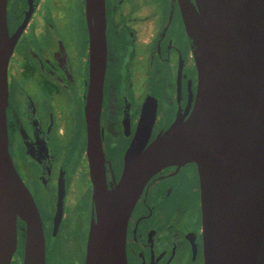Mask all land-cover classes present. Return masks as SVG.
Segmentation results:
<instances>
[{"label": "flooded vegetation", "instance_id": "af4514ba", "mask_svg": "<svg viewBox=\"0 0 264 264\" xmlns=\"http://www.w3.org/2000/svg\"><path fill=\"white\" fill-rule=\"evenodd\" d=\"M6 19L14 42L8 62V151L40 215L45 264H84L96 218L85 117V0H7ZM105 38L98 131L111 189L145 108L154 111L147 146L189 116L197 74L178 0H105ZM20 227L15 254L22 239V257ZM125 255L127 264H204L195 163L167 166L146 182L127 218Z\"/></svg>", "mask_w": 264, "mask_h": 264}, {"label": "water", "instance_id": "95a60500", "mask_svg": "<svg viewBox=\"0 0 264 264\" xmlns=\"http://www.w3.org/2000/svg\"><path fill=\"white\" fill-rule=\"evenodd\" d=\"M178 0L194 48L197 89L187 118L146 146L148 105L122 175L105 183L98 131L106 66L105 0H85L89 81L85 103L95 214L84 264H127L129 213L146 182L170 165L193 162L200 181L204 264H264V0ZM0 0V264H11L23 235L22 264H45L36 204L8 151V62L14 42ZM154 108V107H153Z\"/></svg>", "mask_w": 264, "mask_h": 264}, {"label": "rangeland", "instance_id": "374dc122", "mask_svg": "<svg viewBox=\"0 0 264 264\" xmlns=\"http://www.w3.org/2000/svg\"><path fill=\"white\" fill-rule=\"evenodd\" d=\"M21 252H22V239L20 240V246H19V249H18V253L15 254V256L13 257L14 260L15 259L18 260V264H22Z\"/></svg>", "mask_w": 264, "mask_h": 264}, {"label": "trees", "instance_id": "16d2710c", "mask_svg": "<svg viewBox=\"0 0 264 264\" xmlns=\"http://www.w3.org/2000/svg\"><path fill=\"white\" fill-rule=\"evenodd\" d=\"M18 225L19 226H23V223L21 221L18 220Z\"/></svg>", "mask_w": 264, "mask_h": 264}]
</instances>
